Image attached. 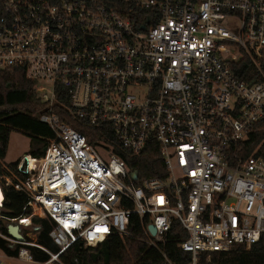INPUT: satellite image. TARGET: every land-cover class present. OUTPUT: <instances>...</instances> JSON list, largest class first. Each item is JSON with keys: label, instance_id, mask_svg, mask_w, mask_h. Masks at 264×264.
Returning a JSON list of instances; mask_svg holds the SVG:
<instances>
[{"label": "built area", "instance_id": "built-area-1", "mask_svg": "<svg viewBox=\"0 0 264 264\" xmlns=\"http://www.w3.org/2000/svg\"><path fill=\"white\" fill-rule=\"evenodd\" d=\"M6 69L35 82L46 105L38 118L55 137L43 158L20 159L23 177L8 171L0 180V209L8 187L32 208L12 221L23 241L0 234L19 246L16 257L0 250L5 258L56 264L78 242L135 239L132 215L142 243L168 264L174 222L186 233L177 247L188 264L264 248V139L249 154L264 120V0H0ZM56 107L104 127L108 157ZM111 139L133 155L158 143L168 176L134 179ZM37 211L54 224L58 254L28 238ZM31 248L49 260L37 261Z\"/></svg>", "mask_w": 264, "mask_h": 264}, {"label": "trees", "instance_id": "trees-1", "mask_svg": "<svg viewBox=\"0 0 264 264\" xmlns=\"http://www.w3.org/2000/svg\"><path fill=\"white\" fill-rule=\"evenodd\" d=\"M34 86L35 82L28 79L23 70L0 71V160L2 161L7 156L10 137L14 131L31 139V149L26 155H33L36 158L45 156L44 149L55 137L50 127L38 118L41 113L45 112L46 105L38 98ZM55 112L72 128L84 134L88 142L95 147L102 146L99 143L100 139L111 137L108 132L104 131V127H93L83 120L70 116L62 108L56 107ZM258 127L260 132L253 134L249 142V154H252L264 139V120L258 124ZM108 142L130 170L137 172L139 181L148 178L165 179L168 176L158 143L152 141L140 154L133 155L127 149L114 143L112 139ZM19 163L20 159L11 163L9 169L6 167L7 172L10 171L23 177L18 172ZM0 174L5 176L8 173L1 170ZM28 202L29 198L24 193L12 187L7 188L0 214V234L11 236L6 221L12 222L32 215V208H27ZM33 222L36 228L34 232L37 234V244L53 254H58L60 249L49 236L54 224L49 219L39 217H34ZM130 230L137 238L122 240L118 236H112L97 247H85L78 242L64 252L60 256V263L56 264H168L157 251L149 249L140 240L144 235L138 215H132ZM185 237L184 230L177 222H174L170 232L171 241L167 248L168 257L174 264H188L191 260L189 253H184L177 247V239ZM18 248L19 246L11 248L10 244L0 236V250L7 256L16 257ZM31 249L37 261L49 260L48 253L39 248ZM205 255L201 257V264H206ZM209 264H264V248L262 245H256L251 251L238 247L226 253L215 252L212 253Z\"/></svg>", "mask_w": 264, "mask_h": 264}, {"label": "rangeland", "instance_id": "rangeland-1", "mask_svg": "<svg viewBox=\"0 0 264 264\" xmlns=\"http://www.w3.org/2000/svg\"><path fill=\"white\" fill-rule=\"evenodd\" d=\"M31 149V139L25 135H23L22 133L18 132V131H14L12 134H11V137H10V143H9V148H8V152H7V156L6 158L2 161L0 160L1 164H0V171L1 170H4L6 173H9L7 172L6 170V167L9 169V165L19 159H21L26 153H28ZM99 151L103 154L104 157H108V153L106 152V150L102 149L101 146L98 147ZM3 177L1 174H0V180L2 181L3 180ZM1 211V209H0ZM38 214H36L34 217H39V212L37 211ZM1 218V216H0ZM6 224L8 226H16L17 225V222L14 221V222H8L6 221ZM33 227H35V224L33 222ZM20 229H23L22 227H20ZM29 231V234L30 236L28 237L31 241L32 240H35L36 237H37V234L35 232H33L30 229H27ZM27 230H25V233L28 232ZM0 261L3 263V264H26V263H23V262H16V261H13V260H10L8 258H5L1 252H0Z\"/></svg>", "mask_w": 264, "mask_h": 264}, {"label": "water", "instance_id": "water-1", "mask_svg": "<svg viewBox=\"0 0 264 264\" xmlns=\"http://www.w3.org/2000/svg\"><path fill=\"white\" fill-rule=\"evenodd\" d=\"M46 150H47V148L44 149L45 152H46ZM137 176H138L137 172L132 173V177L134 179H137ZM19 229H20L19 225L9 226L10 234L13 236V238H15L18 241H23L24 239H23L22 235L20 234ZM151 232L153 234H155V230L153 228H151Z\"/></svg>", "mask_w": 264, "mask_h": 264}, {"label": "bare ground", "instance_id": "bare-ground-1", "mask_svg": "<svg viewBox=\"0 0 264 264\" xmlns=\"http://www.w3.org/2000/svg\"><path fill=\"white\" fill-rule=\"evenodd\" d=\"M32 162L30 161V166H32ZM2 200H3V192H2V188H1V185H0V205L2 203ZM4 204V203H3Z\"/></svg>", "mask_w": 264, "mask_h": 264}]
</instances>
